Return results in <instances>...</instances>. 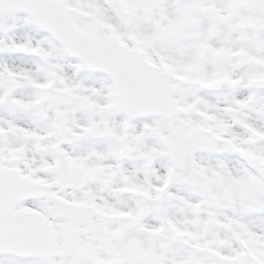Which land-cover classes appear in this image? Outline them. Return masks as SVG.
<instances>
[{
    "label": "snow or ice",
    "instance_id": "obj_1",
    "mask_svg": "<svg viewBox=\"0 0 264 264\" xmlns=\"http://www.w3.org/2000/svg\"><path fill=\"white\" fill-rule=\"evenodd\" d=\"M0 264H264V0H0Z\"/></svg>",
    "mask_w": 264,
    "mask_h": 264
}]
</instances>
